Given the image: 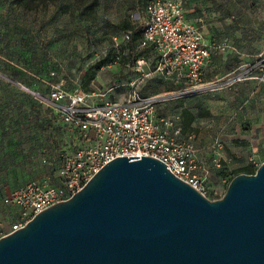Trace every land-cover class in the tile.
I'll return each instance as SVG.
<instances>
[{
	"label": "rangeland",
	"instance_id": "1",
	"mask_svg": "<svg viewBox=\"0 0 264 264\" xmlns=\"http://www.w3.org/2000/svg\"><path fill=\"white\" fill-rule=\"evenodd\" d=\"M144 1L0 0V232L19 216L17 209L2 204L3 193L30 180L54 178L59 168L65 145L59 122L45 103L49 86L61 83L65 90L93 94L91 99L123 94L134 76L122 34L140 29ZM180 1L192 20L196 16L205 20L200 29L203 39L213 32L225 40L211 41V46L224 43L225 51L231 48L236 53L229 58V78L248 75L264 84V0ZM136 44L134 56L144 54L135 50ZM247 49L252 55L245 66L241 55ZM115 53L119 58L113 63ZM107 54L108 63L97 68ZM217 73L221 70L208 79L221 78ZM167 80L152 73L140 82L138 93L178 91ZM239 82L222 90L212 87L176 95L155 112L157 122L178 114L181 135L193 137L204 163L209 201L223 196L235 170L253 166L256 171L264 162V147L257 150L252 144L254 122L243 115L250 103L251 107L264 103V86L240 90ZM247 133L250 137H245ZM216 144L217 166L212 162Z\"/></svg>",
	"mask_w": 264,
	"mask_h": 264
},
{
	"label": "water",
	"instance_id": "2",
	"mask_svg": "<svg viewBox=\"0 0 264 264\" xmlns=\"http://www.w3.org/2000/svg\"><path fill=\"white\" fill-rule=\"evenodd\" d=\"M0 264H264V162L209 201L156 160L115 158L0 238Z\"/></svg>",
	"mask_w": 264,
	"mask_h": 264
},
{
	"label": "built area",
	"instance_id": "3",
	"mask_svg": "<svg viewBox=\"0 0 264 264\" xmlns=\"http://www.w3.org/2000/svg\"><path fill=\"white\" fill-rule=\"evenodd\" d=\"M199 26L185 20L179 0H148L136 49H149L152 55L132 62L130 70L134 78L123 94L112 99H98L97 95L91 99L93 94L65 90L61 83L49 86L45 103L74 138L69 150L59 154L55 184L46 178L30 180L3 196L2 204L18 209L20 216L7 231L0 232V238L20 229L39 212L68 200L115 158L140 156L156 160L174 178L205 198L204 165L197 158L193 137L181 136L174 114L159 122L155 119L159 105L176 95L210 91L212 87L222 90L243 80L241 75L234 78L226 75L215 81L203 78L210 49L223 51L226 46L206 43ZM130 35L131 31H124L123 40L127 42ZM152 73L169 79L178 91L140 95L138 85ZM218 147L217 144L213 147L212 162L216 166Z\"/></svg>",
	"mask_w": 264,
	"mask_h": 264
},
{
	"label": "crops",
	"instance_id": "4",
	"mask_svg": "<svg viewBox=\"0 0 264 264\" xmlns=\"http://www.w3.org/2000/svg\"><path fill=\"white\" fill-rule=\"evenodd\" d=\"M180 3H181V1H180ZM181 6L185 12V20L187 22H190V23L195 24L197 26L200 25L199 27L201 29V27H203L204 23H205V20H203V17L196 16V18L194 20H192L189 16V13L187 12L186 8L183 6L182 3H181ZM186 16H187V18L189 17L188 20L186 19ZM199 20L201 21V23L197 22ZM229 37L231 38V36H229ZM205 39H206L205 42L208 43L209 45H211L210 44L211 41L225 40V39H218L217 35L214 34L213 32H211L207 37H205ZM216 44H218V43H216ZM222 44H224V43H222ZM251 53H252V50H248V49L242 50L241 56H242V58L246 59L245 61L247 62L246 64H244L245 66L251 62L250 61V57L252 55ZM233 57H236V53H234L233 50H231V48H228V50H226V51L225 50L220 51V50L210 49L208 61L205 65V67L203 68V78L205 80H207L208 78L211 77L210 75L213 72L218 71V70H221V73H217V75L220 77H224L226 75H229L230 74L229 70L232 69L230 67L229 58H233ZM245 61H244V63H245ZM244 65L241 67L244 68L245 67ZM234 70H236V69H234ZM241 73H243V72H241ZM244 76H245V78L241 82L238 83V88H240V90H243V88L245 89L246 87H251V86L257 87L256 89L258 90L264 86V84L259 83L258 81L254 80L253 78H249L248 75H244ZM192 99H195V101H197L199 98H192ZM192 99H190L189 102H191ZM263 101H264V99H262V102ZM250 104L253 105L252 103H250ZM251 105H250V107L245 109L243 115H244V118L247 119L248 121L254 122L252 132L253 131H255V132L252 135V137H254L252 139L253 140L252 144L256 146V147H254V149L257 148V150H259L260 145H262L264 147V103H261V106H259V107H254V106L251 107ZM174 115H176L179 118L178 114L174 113ZM181 136L186 137L187 135L186 136L181 135ZM245 137H250L249 133H247L245 135ZM200 157H201L200 149H198L197 158L202 162ZM44 178L49 179L47 177H44ZM54 178L56 179V175L54 176ZM41 179H43V178H40L37 180H41ZM49 181H50V179H49ZM9 191H7V192H9Z\"/></svg>",
	"mask_w": 264,
	"mask_h": 264
},
{
	"label": "trees",
	"instance_id": "5",
	"mask_svg": "<svg viewBox=\"0 0 264 264\" xmlns=\"http://www.w3.org/2000/svg\"><path fill=\"white\" fill-rule=\"evenodd\" d=\"M148 0H145L144 1V3H143V6H142V11H143V8H144V6H145V4H146V2H147ZM189 18V17H188ZM188 18H187V16H186V19L188 20ZM123 28H127V27H123ZM125 31V30H124ZM127 31V30H126ZM129 31H131V35H130V38H129V40L125 43L126 44V46H127V52H129V56H131V58H132V62L136 59V58H140V57H143V58H147V57H149V56H151L152 55V53H151V51L149 50V49H147V50H138V49H136V47H135V50H137V51H139V52H145L144 54H138V55H135L134 56V48H133V45L134 44H136V42H137V40H138V38H139V36H140V29L139 28H137V29H130ZM109 55L107 54L106 56H105V58L104 59H102L100 62H98V64L96 65V67L98 68L99 67V65H102V64H106V63H108V61L110 60L109 58ZM118 58H119V55L117 54V53H115L114 55H113V57H111V59H112V62L114 63L115 61H117L118 60ZM92 78V75L89 77V79H91ZM148 95H152V94H148ZM147 96V95H146ZM159 110V108H157V112H159L158 111ZM183 115H186V112H183L182 113ZM54 115V114H53ZM54 117H55V115H54ZM161 118H163V117H161ZM55 119H56V117H55ZM59 127L62 129V135H63V138L61 139L62 141H63V144L65 145V148H62L61 149V151H68L69 150V145H70V141L74 138V135L73 134H69L68 132H66V130H65V128L61 125V124H59ZM255 173V168L253 167V166H246V167H242V168H239V169H237V170H235L233 173H232V176L230 177V179H229V182L234 178V177H236V176H238V175H240V174H246V175H252V174H254ZM49 179H51L50 180V183L51 184H55V182H56V179L55 178H53V176H51V178H49ZM228 182V183H229ZM24 185V184H23ZM23 185H20V186H17V187H14V188H11L10 190H14V189H17V188H19V187H21V186H23ZM4 195L6 194V192L5 193H3ZM3 195V196H4ZM3 198V197H2ZM7 207H9V206H7ZM16 209V208H15ZM18 210V209H17ZM18 214H19V216H20V211L18 210ZM19 216L17 215L16 216V218L14 219V222L19 218Z\"/></svg>",
	"mask_w": 264,
	"mask_h": 264
}]
</instances>
